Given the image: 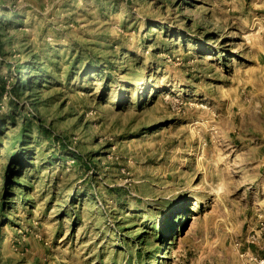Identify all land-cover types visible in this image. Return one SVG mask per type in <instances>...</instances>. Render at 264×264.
I'll return each instance as SVG.
<instances>
[{"label":"rangeland","instance_id":"374dc122","mask_svg":"<svg viewBox=\"0 0 264 264\" xmlns=\"http://www.w3.org/2000/svg\"><path fill=\"white\" fill-rule=\"evenodd\" d=\"M264 258V0H0V264Z\"/></svg>","mask_w":264,"mask_h":264},{"label":"built area","instance_id":"2783aa9c","mask_svg":"<svg viewBox=\"0 0 264 264\" xmlns=\"http://www.w3.org/2000/svg\"><path fill=\"white\" fill-rule=\"evenodd\" d=\"M252 261H249L248 264H264V258H251Z\"/></svg>","mask_w":264,"mask_h":264}]
</instances>
